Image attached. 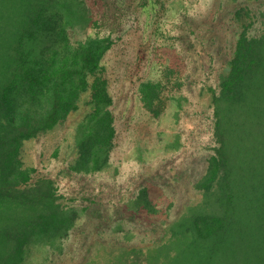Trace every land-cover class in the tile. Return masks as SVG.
I'll list each match as a JSON object with an SVG mask.
<instances>
[{
    "label": "trees",
    "instance_id": "trees-1",
    "mask_svg": "<svg viewBox=\"0 0 264 264\" xmlns=\"http://www.w3.org/2000/svg\"><path fill=\"white\" fill-rule=\"evenodd\" d=\"M94 12L84 0H0V264H22L32 245L61 247L77 225L56 180L34 177L22 147L65 121L86 93L69 172L108 166L116 128L102 61L116 30ZM90 23L98 31L73 38ZM239 35L212 98L216 146L195 184L201 200L167 226L162 245L147 249L149 264H264V36ZM139 91L158 113L159 84L143 82ZM132 204L158 211L146 190ZM126 254L119 264L129 263Z\"/></svg>",
    "mask_w": 264,
    "mask_h": 264
},
{
    "label": "rangeland",
    "instance_id": "rangeland-1",
    "mask_svg": "<svg viewBox=\"0 0 264 264\" xmlns=\"http://www.w3.org/2000/svg\"><path fill=\"white\" fill-rule=\"evenodd\" d=\"M84 1L116 30L102 61L114 101V146L103 170L69 172L88 93L65 121L24 143V164L35 168L34 177L56 180L59 201L78 220L61 247L32 245L22 264H119L125 251L127 262L149 264L147 249L162 245L167 226L201 200L195 184L216 146L213 94L230 71L239 34L264 36V0ZM95 31L80 24L72 36ZM146 81L159 84L158 113L141 99ZM142 190L157 212L132 207Z\"/></svg>",
    "mask_w": 264,
    "mask_h": 264
}]
</instances>
